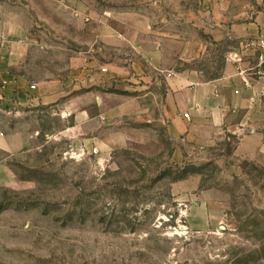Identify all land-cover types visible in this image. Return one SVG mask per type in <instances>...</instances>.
Returning a JSON list of instances; mask_svg holds the SVG:
<instances>
[{"label": "rangeland", "instance_id": "obj_1", "mask_svg": "<svg viewBox=\"0 0 264 264\" xmlns=\"http://www.w3.org/2000/svg\"><path fill=\"white\" fill-rule=\"evenodd\" d=\"M55 6L47 33L34 27L37 49L19 73L58 75L62 105L0 99V136L18 133L22 145L0 147V264H264V128L260 144L230 132L216 148L182 154L156 112L165 68L142 90L133 79L107 84V63L133 48L107 51L100 35L107 18L142 17L168 64L206 80L223 75L236 42L204 33L201 0H79L91 34H73L68 17L77 14ZM77 51L93 62L94 80L72 74ZM2 71L4 89L2 74L16 69Z\"/></svg>", "mask_w": 264, "mask_h": 264}, {"label": "crops", "instance_id": "obj_2", "mask_svg": "<svg viewBox=\"0 0 264 264\" xmlns=\"http://www.w3.org/2000/svg\"><path fill=\"white\" fill-rule=\"evenodd\" d=\"M201 2L210 19L204 33L215 41L233 39L236 45L229 54L239 52L243 57L242 66L255 68L264 58V48L259 46V39L264 38V0ZM48 4L57 5V8L54 7L56 11L64 8L75 11L76 17H68L76 25L73 34H91L94 30V22L81 24L83 13L79 10V0H0V70L4 67L16 69L8 75L2 74L6 85L4 89L0 88V99L15 98L24 104L39 101L62 105L63 81L58 75L30 81L19 73L36 48L34 27H39L40 34L47 33L45 14ZM115 18L116 21L107 18V30L101 32L100 41L107 43V51L114 49L125 53L130 47L133 49L130 59L125 57L120 58V62L114 59L107 63V84L133 79L142 90L147 82L154 80L159 70L165 68L167 84L164 102L159 104L156 112L160 115L159 120L162 118L167 123L168 136L177 142L182 154L183 146L201 150L216 148L230 132L238 134L243 143L260 144L263 138L260 130L264 128V81L259 76L253 75L247 85L245 77L229 60L223 75L214 79H202L201 73L193 69L176 70L167 63L166 44L159 35L152 34L154 30L146 26L142 17L130 21L126 15L118 14ZM57 31L63 33L64 30ZM175 37L171 40L179 42ZM37 44L39 49L47 46L41 41ZM76 54L71 59L72 74L78 80H94V71L87 69L93 62H84L81 57L83 52L77 51ZM171 55L178 56L179 52L171 50ZM29 83L32 85L29 86ZM80 85L76 83V87ZM117 110L126 112L127 104L120 105ZM186 112L190 113V118L184 117ZM18 136V133L0 136V147L17 150L22 146Z\"/></svg>", "mask_w": 264, "mask_h": 264}, {"label": "built area", "instance_id": "obj_3", "mask_svg": "<svg viewBox=\"0 0 264 264\" xmlns=\"http://www.w3.org/2000/svg\"><path fill=\"white\" fill-rule=\"evenodd\" d=\"M259 46L264 48V38L259 39ZM228 60L234 64L237 71L245 77V83L248 85V81L255 75L259 76L264 81V58L258 63L255 68H244L242 66L243 57L239 52L233 51L229 54ZM254 75V76H253ZM248 78V79H247ZM251 81V80H250ZM185 118H190V113L186 112L184 114Z\"/></svg>", "mask_w": 264, "mask_h": 264}]
</instances>
